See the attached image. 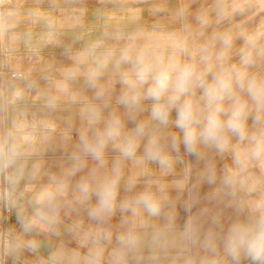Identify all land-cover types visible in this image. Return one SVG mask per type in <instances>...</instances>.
Returning a JSON list of instances; mask_svg holds the SVG:
<instances>
[{"label": "clouds", "instance_id": "9594fccd", "mask_svg": "<svg viewBox=\"0 0 264 264\" xmlns=\"http://www.w3.org/2000/svg\"><path fill=\"white\" fill-rule=\"evenodd\" d=\"M248 7L153 3L152 22L137 10L87 39L30 14L42 31L12 41L68 63L15 75L0 102V202L18 225L0 264H264V22L233 23Z\"/></svg>", "mask_w": 264, "mask_h": 264}, {"label": "crops", "instance_id": "0c3cea01", "mask_svg": "<svg viewBox=\"0 0 264 264\" xmlns=\"http://www.w3.org/2000/svg\"><path fill=\"white\" fill-rule=\"evenodd\" d=\"M228 1V0H227ZM214 2V0L212 1ZM264 0H261L263 3ZM210 2H208L209 4ZM260 4V0L259 3ZM210 5V4H209ZM208 5V6H209ZM264 5V3H263ZM204 5V7H208ZM41 9L44 11H51L53 15L57 16L58 18H63L66 25H78L76 22V16L74 18V12L66 11L62 14V10L57 9L56 7H49L44 8L43 4L35 3L33 1L27 3H16L12 7H8L4 10V15L2 18L4 20L9 18L16 22V27L10 30L9 33L5 34L4 37H0V102L3 101L4 97L8 95L11 88L17 84L22 83L16 81L15 79H11L9 77V73L13 70H20L26 74H30V77L35 79L38 78L42 74V69L48 65L52 64L54 67H57V60L51 55L50 53L41 55L42 52H50L55 51V45H48L39 52V54H34L29 50V45L27 43H14L11 39L12 35L14 34H24L27 32H31L33 38L36 37L38 33L42 31V27L40 25L33 24L31 21V13L36 10ZM71 10V9H70ZM12 13L11 17H6V14ZM73 13V15H72ZM3 14V13H2ZM78 32H83L85 36L89 33L87 27L84 29H78ZM69 35L67 34L63 37L64 43L69 41ZM84 36V37H85ZM88 38V36H87ZM41 83H43L41 81ZM21 110H25L29 113L30 118L35 117L36 119L41 118V114L39 112V105L38 102L29 101L27 105H19ZM60 115H67V113H61ZM4 113L0 112V120H3ZM60 153L55 152L53 150H49L47 154L44 156V163L43 169H50L51 171H57V162L60 157ZM38 156H32L29 160V166L31 163L38 160ZM47 181V177L41 178V183ZM0 186H2V179H0ZM206 190V188H205ZM0 211H3V219L2 225L3 228L6 230L9 227L18 228V225L15 224V214L8 210L6 205L3 202H0ZM184 213L181 211L180 213V220L183 222ZM46 254V253H44ZM33 257L25 253L24 257L21 258L19 264H25V261H31ZM5 264H12L11 260H6Z\"/></svg>", "mask_w": 264, "mask_h": 264}, {"label": "rangeland", "instance_id": "374dc122", "mask_svg": "<svg viewBox=\"0 0 264 264\" xmlns=\"http://www.w3.org/2000/svg\"><path fill=\"white\" fill-rule=\"evenodd\" d=\"M35 2L43 4L44 8L56 7L62 10L74 12L76 16L77 28L84 29L87 27L89 33L87 36L93 35L105 24H114L117 21H124L129 15L139 10L142 18L146 22H152L155 17L150 14V7L153 3H165L169 10L175 9L180 0H0L1 16L4 15V10L12 7L16 3ZM213 0H185L191 4V10L196 11L204 5H211ZM208 2H210L208 4ZM228 3L234 0H228ZM235 2L247 3L250 7L246 8L243 13H238L233 18V23L242 25L243 27L252 30L257 28L264 22V6L259 0H235ZM71 9V10H70ZM3 13V14H2ZM4 21V18H2ZM1 21V22H2ZM82 26V27H80ZM85 36V35H84ZM87 36L84 38L87 39ZM4 37V36H3ZM69 43V41L67 42ZM64 43L63 44H67ZM55 51L42 52L41 55L50 53L57 60V68L68 63L63 55L62 46H54Z\"/></svg>", "mask_w": 264, "mask_h": 264}, {"label": "built area", "instance_id": "2783aa9c", "mask_svg": "<svg viewBox=\"0 0 264 264\" xmlns=\"http://www.w3.org/2000/svg\"><path fill=\"white\" fill-rule=\"evenodd\" d=\"M2 21V16L0 12V22ZM19 73H24L23 71L20 70H13L12 72L9 73V77L11 79H14V76L19 74ZM2 219H3V211H0V230H5L2 225Z\"/></svg>", "mask_w": 264, "mask_h": 264}]
</instances>
